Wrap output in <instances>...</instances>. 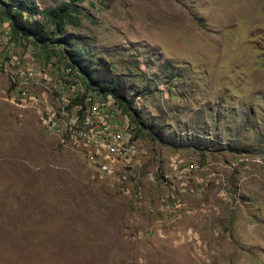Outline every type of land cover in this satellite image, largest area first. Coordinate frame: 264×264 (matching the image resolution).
<instances>
[{
	"label": "rangeland",
	"instance_id": "374dc122",
	"mask_svg": "<svg viewBox=\"0 0 264 264\" xmlns=\"http://www.w3.org/2000/svg\"><path fill=\"white\" fill-rule=\"evenodd\" d=\"M25 1L48 40L0 1V264H264V0ZM69 35L132 86L117 173L65 137L108 99Z\"/></svg>",
	"mask_w": 264,
	"mask_h": 264
},
{
	"label": "built area",
	"instance_id": "2783aa9c",
	"mask_svg": "<svg viewBox=\"0 0 264 264\" xmlns=\"http://www.w3.org/2000/svg\"><path fill=\"white\" fill-rule=\"evenodd\" d=\"M78 110L66 129L73 145L90 152L92 164L104 175L131 167L140 158L139 140L112 95ZM91 100H89L90 102Z\"/></svg>",
	"mask_w": 264,
	"mask_h": 264
},
{
	"label": "trees",
	"instance_id": "16d2710c",
	"mask_svg": "<svg viewBox=\"0 0 264 264\" xmlns=\"http://www.w3.org/2000/svg\"><path fill=\"white\" fill-rule=\"evenodd\" d=\"M0 1L2 2V0ZM1 5L9 8L8 13L12 10H16V12L11 15V22H13V28L17 34L24 37H35L41 42H46L48 40L38 21H32L27 18L25 20L23 19V13H28L30 16H34L37 13V10L31 7L25 0H9L8 3L2 2ZM48 13L56 18L53 11ZM69 15L70 14L63 11L59 16L67 18ZM77 40L79 41L77 42ZM58 41H61L70 48L68 51L71 60L69 67L80 70L84 80L88 82V87H91L93 91L99 92L105 96L112 95L116 101L120 103V106L125 107V109L132 108V101L129 98L132 86L121 77L113 75L109 64L104 59H100L99 62L93 59H85V55L81 51L82 49L77 47L75 43L77 42L78 44L82 41L79 36L69 35L68 39ZM84 46L88 47L87 44ZM138 114L137 112V115Z\"/></svg>",
	"mask_w": 264,
	"mask_h": 264
}]
</instances>
